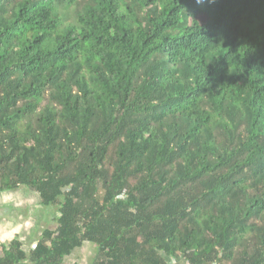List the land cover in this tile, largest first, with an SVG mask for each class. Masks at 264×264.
<instances>
[{"label": "trees", "instance_id": "obj_1", "mask_svg": "<svg viewBox=\"0 0 264 264\" xmlns=\"http://www.w3.org/2000/svg\"><path fill=\"white\" fill-rule=\"evenodd\" d=\"M59 209L0 264H264V0H0V191Z\"/></svg>", "mask_w": 264, "mask_h": 264}, {"label": "crops", "instance_id": "obj_2", "mask_svg": "<svg viewBox=\"0 0 264 264\" xmlns=\"http://www.w3.org/2000/svg\"><path fill=\"white\" fill-rule=\"evenodd\" d=\"M35 197L38 201L34 199L31 202V198ZM58 217L57 207L43 205L40 196L25 187L0 191V246L19 239L29 252L36 247L46 230L57 227ZM170 264L189 263L184 259H177Z\"/></svg>", "mask_w": 264, "mask_h": 264}, {"label": "rangeland", "instance_id": "obj_3", "mask_svg": "<svg viewBox=\"0 0 264 264\" xmlns=\"http://www.w3.org/2000/svg\"><path fill=\"white\" fill-rule=\"evenodd\" d=\"M34 199L38 201V198L35 197L31 198V202H33ZM29 220L30 216L28 218V221ZM34 227L35 224H33L32 229H34ZM98 255V249L93 244L86 243L82 248L77 249L71 256L66 258V264H94L98 259Z\"/></svg>", "mask_w": 264, "mask_h": 264}]
</instances>
